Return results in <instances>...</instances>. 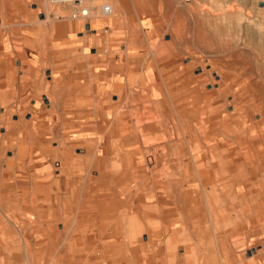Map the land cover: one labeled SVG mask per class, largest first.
Wrapping results in <instances>:
<instances>
[{"label":"crops","instance_id":"0c3cea01","mask_svg":"<svg viewBox=\"0 0 264 264\" xmlns=\"http://www.w3.org/2000/svg\"><path fill=\"white\" fill-rule=\"evenodd\" d=\"M0 1V104L2 102L5 103V107H0V147L4 149L9 148L10 138L14 133L11 128L12 123L9 121V117L13 112L18 110L17 107H23L27 115L26 119H22V121L24 122V127L28 130L22 140L26 141V138H31L29 142L32 143V151L29 154L32 156L33 166L36 167H34L32 172V178L35 183L34 188L40 189L41 186L43 187L53 182L63 183L67 186L72 185L76 188L75 192L78 196V200H81L76 209L68 208V201L66 202L68 209L66 208L65 214H60L54 209V213L49 216L51 221L50 228L44 231V235L49 238L51 249L57 246L60 237H66L67 240L69 239L71 242H69L68 245L72 248L66 249L69 250L64 256L67 263H64L59 258V252H61V250L56 254V257L51 258L47 264H126L128 261H121L119 258H114L113 262H109V259L114 257L113 252H121L122 249L131 251L129 256L131 260H129L128 264H201L202 260L204 263L207 262L205 261L206 258L210 259V264H264L262 258L254 259V256L246 258L241 252L237 251L236 248L234 251V249L224 246L223 244H212L214 239H212L211 236L207 237L204 246L196 245V248L192 249V247L188 245L189 249H186L185 241L183 240L184 236H189L195 242L198 241V236L197 233L195 235L183 234L182 229L178 240L183 243V249L179 250L177 258L175 257L171 241L178 235L166 233L174 229L160 232V234L166 233L162 236H159L160 234L154 236L156 244L158 245L156 246V252L152 254L148 232L146 233V231H143L144 229L141 230V235L139 236L141 239L138 241V234H134V232L132 234V231H136L135 229L138 227L136 222L133 220L128 221L136 224L134 229H132L133 227H127L131 233L129 230L125 232V230L120 229L125 225V220H123L124 223L118 222L119 227L114 225L115 218L110 216V207H108V203L106 202L113 200L115 204L118 203L119 205L122 203L120 201L121 199L109 195L105 196V193H101L98 198L97 193L99 189L112 190L109 187L114 186L118 182H121L124 188H127V192L130 190L132 191V194L126 200L135 201L138 203V206H149L148 204H142V201H136V198L140 195L143 194V197L146 195L149 196V198L155 199L158 194H161L165 200L160 201H164L171 210V213L167 215L166 218L173 220L172 225L177 229L178 226L173 224V222H175L173 216L179 215V217H181L180 211L184 209L182 200H184L185 194H195L199 196L190 206L193 216L199 219L200 215L199 213H194L196 209L193 210V207L200 202L206 201L209 213L210 210L213 209V206L217 211V204L212 203L210 200L223 190L226 191L227 194L223 199V205L221 206L222 211L215 217V226L222 232L220 236H228V234H230L231 238H238L246 235V237H250V240L264 239V230L262 228V224L264 223V200L261 201L263 206L260 204L259 200H243V195H241L240 200H225L229 197L230 193L237 190L238 184L242 182L249 183L256 179V168L254 165L246 166L245 161L241 157L238 156V159H235L234 155L231 154L230 151H227V144L222 143V140L215 133L214 125L211 123V116H199L202 120L197 124L196 139L191 144L193 152L188 149L189 146L187 143H184V145L181 143L184 139V127L181 126V121L184 123V120L177 119L176 117L167 120L165 140H167L169 134L171 135L169 127H172V130L178 134L176 140L181 144L176 146L168 145L165 146V148L169 149L171 152L180 149V151L185 152L186 157L172 161L168 165L170 169H167L168 171H165L167 173L161 175L159 179L154 180V176L152 175L159 165L164 167L162 163L163 156L156 165L153 159L152 161H149V159L146 160L148 152L146 154L142 153L139 160H134L133 158V160H129L125 165L120 163L121 155H124V153L139 147L146 150L145 146L139 143L141 142L142 136L140 131L143 130L144 132H148L150 130V127L145 124L150 123L148 120L152 119V116L155 126L162 122L157 108L161 107L167 119L164 108L165 104L168 103L167 100L170 94L166 80H168L169 76L176 73V71L171 68L170 73L167 71L168 75H159L157 69L160 67V61H163L162 64L166 67L169 66L168 63L171 59L164 63L165 59L163 60L156 55H152L137 72H133L129 69L120 70L123 60H128L131 54L133 55V46L127 40L122 44L123 47L121 44L111 45L114 46V48H118L115 46H120V50L119 48L116 49L117 52L106 53L103 51V53H100V48H98L97 52L91 55L89 47L97 36H90L87 32H85L82 37L78 36L77 32L79 30H77L75 22L68 28L67 26L61 28L62 23L60 24L58 21L53 24L48 23L46 21L47 18L45 19L44 8L39 4L40 2L38 0V7L30 11L26 10L28 2H30L29 0ZM20 1H23L24 5H16V3ZM26 12L32 13V16L25 20ZM14 15H18L17 20H13ZM138 18L141 19L142 17ZM97 19L98 21L95 23L91 21V28L97 27V29H100L105 25L106 21H108V19ZM118 19L114 18L112 21L118 23ZM148 19L150 20L152 17ZM37 21L39 23H37ZM64 23V25L69 24L68 21ZM86 27L90 28V25L87 24ZM141 27L144 32L142 21ZM79 28H82V25H80ZM81 30H83V28ZM88 37L89 41L86 46L88 53L85 57H81V52H83L82 45H84ZM126 44L130 47L129 49L124 48ZM107 47H105V49ZM75 49L77 51H75ZM172 60L174 61V58H172ZM52 61H60L61 64L71 63L72 68H68L67 71L72 74L84 70L83 73H85V78L82 81L86 83H84L82 89L73 91L71 83L73 79H71V77H64L60 80L51 82L54 73L52 72ZM80 62L82 63V68L75 67V65ZM47 67L49 68V74H46ZM160 69L161 68H159V70ZM147 74L148 77L152 74L153 78L155 77L161 82L160 86H156V90L159 93L161 92L165 98L163 99L164 103L160 100V106H157V108L152 106L149 100L148 94L150 91H148ZM43 76L45 77L44 82ZM116 78L117 81L115 82L121 84L119 85L120 88L114 87V89L110 91V88L107 86L112 82L108 81L109 79ZM149 80L152 82L151 78H149ZM46 81L51 83V85H45ZM97 84H100V87L103 89L99 90ZM184 88V84L178 85L177 91L180 90L181 92ZM119 89H122L125 101L128 100L130 115H133H131V121H127L128 117L126 116L123 119L119 118L117 124L116 120L119 116L116 113H110L107 111V108H109L108 104L110 102L118 101L117 92H119ZM181 93H183V91ZM114 95L116 98H114ZM181 97L180 99H182ZM58 99H60V101ZM132 104L135 105L132 106ZM169 109L173 110V107L168 106L166 108V110ZM181 110H184L183 104L181 105ZM100 113L102 114L101 117L97 118ZM20 118L23 117L20 115L15 116V121H17V119L20 120ZM205 118H207L206 123L202 122ZM175 119L177 122L174 121ZM171 120L174 121V125H170ZM205 124L210 127V130L205 128ZM262 124H264V120ZM142 125H145V127H142ZM199 129H202L203 133H206H204L205 136H200L201 133ZM94 133H97L98 136H94ZM159 133L160 131L154 130L153 133L146 134V136L149 140L154 136L156 137ZM206 139L209 141H206ZM165 140H162V142ZM11 142V146L16 149L17 143L14 141ZM78 145L84 148H81L79 153L78 150L77 153H75V149H79ZM225 146L226 148L223 149ZM161 147L163 148L164 155L165 149L162 145ZM218 149H221V151H217ZM24 150L23 148V151ZM90 151L97 152V161L94 162L92 158L89 157L93 154L91 153L90 155ZM191 153L194 154L196 162L202 167L201 172L197 171L195 164L191 161ZM14 155H17V152H15ZM14 155H12L11 158H13ZM71 160H73V163H71ZM57 162L59 166L56 165ZM176 164L179 166L177 165V168L174 169L173 166L176 167ZM218 164H220L221 167L224 166V169L218 168ZM102 166H105V170L99 171ZM233 167L236 169L234 170ZM42 168L45 171L44 174H40ZM129 171L137 172V174L145 173L146 178L142 179L139 177V179L136 180L137 176L132 175ZM189 171L193 172L194 178L202 185V194L201 191L197 190V186L194 183L195 181L192 185H190L189 181H185V174ZM99 172H111L107 183L110 184V186H106V184L105 186H101V183L103 184L104 182L98 181V183L96 182L97 184L92 187L86 182L91 179H89V177L94 178ZM170 172H174L172 176L181 181V186L184 190H188L179 195L180 205L178 202H175L174 204H176V207H173L174 205L172 206V203L167 201L171 194L162 191L169 179L166 175ZM213 173L221 175L222 180H224V188L218 191L216 185H207L210 190H213L208 194L204 184L211 183L209 181L212 180ZM200 174L201 176H199ZM163 176H165V178H163V184L162 186H158L157 182H159ZM228 177H230V180L227 183ZM138 190L139 192L137 193ZM93 191V197L96 196V198L88 199L87 195H92ZM113 192L112 190V194ZM106 193L109 194L110 192ZM152 194L155 197L152 196ZM206 196L209 200H200L201 197L205 199ZM32 200H40V198H36L35 195H33ZM66 200L70 199L68 198ZM90 200H96L98 207H90L92 206ZM154 204L157 205V203H152L150 205ZM243 213L246 214L244 215ZM236 214L238 215L237 218L235 217ZM39 220H41V218H39ZM81 220H88V229H75V222ZM233 220L238 221V223L244 227L238 228ZM127 223L126 225L128 226ZM146 223H139V226H147ZM181 226L182 221L179 227ZM234 227L238 230L234 229ZM38 231L41 232V230ZM223 232L226 233L223 234ZM217 234L218 233H216L215 237ZM50 235L53 237L52 244ZM134 236L136 241L130 239ZM147 236L149 237L147 238ZM124 237H127V239L124 240ZM130 241H132L133 247L127 245V242ZM123 243L126 244V247ZM79 244L92 245V247L96 246L90 251H85L84 249L78 248ZM137 245H139L138 249ZM149 249L151 251V260L148 259L147 252H149ZM108 250H110L109 254L106 252ZM153 255H155V257Z\"/></svg>","mask_w":264,"mask_h":264},{"label":"rangeland","instance_id":"374dc122","mask_svg":"<svg viewBox=\"0 0 264 264\" xmlns=\"http://www.w3.org/2000/svg\"><path fill=\"white\" fill-rule=\"evenodd\" d=\"M29 1L26 10L30 11L37 8L39 1V4L44 8L45 19L47 18L46 21L48 23L53 24L58 21L63 24H61V28L63 26L68 28L75 22L76 28L79 30L77 32L78 36L82 37L85 32L90 34V36H97L89 47L91 55H94L98 48H100V53H103V51L106 53L115 52L118 48L120 50V46H115L118 48H114L111 45H122L127 40L133 46V55L131 54L128 60H123L120 70L129 69L137 72L152 55L165 59L164 63L171 59L168 63L169 66L166 67L162 64L163 61H160L159 68L161 69H157L159 75H168L167 71L170 73L171 68L176 71L166 80L171 97L168 98V103L165 104L164 110L167 119L163 113L166 120L163 122V127L166 128L167 120L173 117L184 120V123L181 121V126L184 127V139L181 143L182 145L187 143L188 149L193 152L191 144L196 139L197 124L202 120L199 116H211V123L214 125L215 133L222 140V143L227 144V151H230L235 159H238V156L241 157L245 161L246 166L254 165L256 168V179L249 183L242 182L238 184L237 190L230 193L225 200H240L241 195H243V200H259L263 206L261 201L264 200V124H262L264 120V0H237L236 2L239 3L241 1L240 5H237L235 0H108L113 7L111 14L102 13L104 2L101 0H87L93 6L91 14L86 17L87 19H74L75 21H71L75 16L69 6L54 4L51 0ZM17 4H23V1ZM31 14L26 12L24 19L26 20L32 16ZM17 17L18 15H14L13 20H17ZM150 17L152 19L149 20L148 18ZM97 18L108 19V21L100 29H97V27L91 28V21L95 23L98 21ZM114 18H119L118 23L112 21ZM66 21H69L68 25H64ZM141 21L144 25V32L141 27ZM37 23L39 22L37 21ZM87 24L90 25V28L86 27ZM80 25H82L83 30L79 28ZM88 41L89 37L82 45L83 52H81V57H85L88 53L86 50ZM105 47L107 48L105 49ZM124 48L129 49L130 47L126 44ZM75 51L77 50L75 49ZM172 58H174V61ZM188 64L190 67H188ZM46 74H49L48 67L46 68ZM149 78L161 85L160 80L153 78L152 74L147 77V84L151 82ZM115 81H117V78L109 79L108 82ZM118 84L121 85L119 82ZM183 84L185 88L182 90L183 93H181L182 91H177V88L178 85ZM148 96H150V93ZM114 98H116L115 95ZM122 99H124L123 94ZM182 104L184 105V110H181ZM168 106L173 107V110H166ZM0 107H5V103L2 102ZM17 109L9 117V121L12 123L11 128L14 132L10 138L9 148H5V150L0 147V264H47L61 250L59 258L64 263H67L64 256L69 251L66 249L72 248L68 245L71 241L67 240L66 237H60L57 246L51 249L49 238L44 235V231L50 228L51 221L49 216L54 213V209L60 214H65L66 202L69 201L68 208L76 209L81 200H78L75 192L76 188L72 185L67 186L63 183L53 182L43 187L41 186L40 189L34 188L35 183L32 178V172L35 166H33L32 156L29 154L32 151V143L29 142L31 138L28 135L29 138H26V141L22 140L28 130L24 127V122L22 121V119H26L27 114H25L23 107H17ZM19 115L23 118L15 121V116ZM101 115L100 113L97 118L101 117ZM174 121L177 122L176 119ZM174 121L171 120L170 125H174ZM202 122L206 123L207 118ZM206 125L205 128L209 129L210 127ZM169 128L171 135H168L167 140H165L166 137H162V130L159 129L157 131H160V133L156 137L150 138L146 143L142 142L146 150H149L146 160L152 161L154 152L157 155V160L153 159L156 165L163 156L162 163L164 167L159 165L156 168L152 175L154 180L167 173L165 171L170 169L168 165L172 161L186 157L185 152L180 151V149L171 152L165 148L168 145L176 146L181 144L176 140L177 132H174L172 127ZM199 132L201 137L205 136V132L203 133L202 129H199ZM94 136H98V134L94 133ZM162 140L165 141L162 142ZM11 141L17 143L16 149L11 146ZM206 141L209 140L206 139ZM161 145L165 149L164 155ZM78 146L79 149H75V153H77V150L79 153L80 149L84 148L80 145ZM23 148L25 149L24 151ZM225 148L226 146L223 147V149ZM143 150L146 151L145 149ZM217 151H221V149ZM15 152H17V155H14ZM91 153L93 151L89 152V154ZM12 155H14L13 158H11ZM191 161L195 164L197 171L201 172L202 167L196 162V157H194L193 153H191ZM56 165L59 166V163L57 162ZM177 165L176 167L173 166L174 169L177 168ZM217 167L224 169V166L221 167L220 164ZM233 169L235 170L236 168L233 167ZM102 170H105V168ZM44 173L45 171L42 168L40 174ZM130 173L137 176L136 180L139 177L142 179L146 178L145 173ZM106 174L107 172H99L90 185L94 187L98 181H103L104 183H101V186H105V184L110 186V184H107L108 181L103 178ZM172 175H174V172L166 175L169 179L162 191L171 194L167 201L171 202L172 206L174 205L173 207H176L175 202L180 205L179 195L188 190H184L181 186V181L175 179ZM163 178L165 176L157 182L158 186H162ZM229 180L230 177L227 178L226 182L228 183ZM185 181H189L190 185L195 181L197 190L201 191L202 194V185L194 178L192 171L186 172ZM209 182L211 183L204 184L208 194L213 190H210L207 185H216L218 191L224 188V180H222L220 174L213 173L212 180ZM109 188L114 191L113 194L112 190L104 189H99L98 193H96L98 198L101 193H105V196L109 195L121 199L122 203L119 205L118 203L115 204L113 200L106 202L108 207H110V216L115 218L114 225L119 227L118 222H123L124 219L125 225L123 229L122 227L120 229L128 232L126 223L130 220L136 222L138 227L133 232L138 234L137 241L141 239L139 236L143 229L147 233L151 227L154 228L160 225L155 235L164 232L162 231L164 228L161 225L167 219L166 216L171 213V210L164 201H160L165 200L161 194H158L157 197L152 194L155 199L149 198L145 194L144 197L143 194L137 197L136 201H142V204L149 205L146 207L138 206L135 201L123 200L128 199L132 194L131 190L127 194V188H124L123 184L121 186H116L115 184ZM106 192L110 193L107 194ZM93 193L94 191L92 195H87V198H96V196L93 197ZM226 194V191L221 190L210 200L212 203L217 204L218 212L213 206L209 213L206 201L195 205L193 210L196 209L194 213H199V219L193 216L190 209V206L199 196L185 194L184 200H182L184 209L180 211L182 219L179 215H174L175 222L173 224L178 227L177 229L174 227L173 231L166 232L167 234L178 235L171 241L176 258L179 255V250L183 249V243L178 240L181 235V227L179 226L186 217L201 221V226L194 233L188 230L190 226H187L186 229L182 228L183 234L195 235L197 233L198 236V241L195 242L189 236L183 235L186 249H189L188 245L192 249H195L196 245L204 246L209 236L214 239L212 244H223L222 239L226 235L220 236L222 232L218 230V227L212 230V227L205 225V223H209L210 215L214 217L222 211L221 206ZM33 195L36 198L39 197L40 200H32ZM68 198L70 200H66ZM200 200H209V198L207 196L205 199L201 197ZM90 203H92L90 207H98L96 200H90ZM152 203H157V205H150ZM235 217L237 218L238 215L236 214ZM167 220L173 221L171 219ZM87 221L81 220L75 222V224H81L80 229L84 230L89 228V222ZM233 221L238 228L244 227L238 221ZM143 222L147 226H139V223L143 224ZM262 228L264 230V223ZM234 229L237 228L234 227ZM38 230H41V232ZM166 233H161L159 236ZM216 233L218 234L215 237ZM227 237L228 241H234L239 245L236 249L244 257L254 256V259L262 258L264 261V252L259 257V251L264 246V239L250 240V237H246V235L231 238L230 234ZM52 238L50 235L51 244ZM123 239L126 240L127 237ZM130 239L136 241L135 236ZM127 245L133 247L132 241L127 242ZM157 245L155 241L154 246L151 248L152 254L156 252ZM95 246L79 244L78 248L90 251ZM137 246L138 249L139 245ZM256 248L259 249L257 250ZM106 252L109 254L110 250ZM113 253L114 257L107 258L109 262H113L114 258H119L121 261L126 262L131 260L129 257L131 251L128 249ZM147 253L148 259L151 260L150 249ZM153 256L155 257V255ZM215 256L218 257L217 255ZM205 261L207 262L204 263L202 260L201 264H210L209 258H206Z\"/></svg>","mask_w":264,"mask_h":264},{"label":"bare ground","instance_id":"6f19581e","mask_svg":"<svg viewBox=\"0 0 264 264\" xmlns=\"http://www.w3.org/2000/svg\"><path fill=\"white\" fill-rule=\"evenodd\" d=\"M237 0H235V2H236ZM89 3H91V2H88L87 0H83V5H85V7H87L88 9H89V14L88 15H83L80 11H78V10H76L75 9V7L74 6H72V5H66V6H69V7H71V10L73 11L72 13L74 14V16H75V18H72L71 19V21H75L76 19H87L86 17H89V15L91 14V11H92V4H89ZM237 3V5L239 4L240 5V3H241V1H240V3L239 2H236ZM83 15V16H82ZM64 17H66V16H64ZM66 19V18H65ZM75 19V20H74ZM51 20V19H50ZM67 20V19H66ZM70 20V19H69ZM69 22V21H68ZM52 64H53V67H52V72H54L53 73V76H52V81L51 82H54V81H56V80H60L61 78H67V77H71V79H73L72 80V89H73V91H79V90H81L82 89V87L84 86V83H86V82H84V81H82V80H84V78H85V73H83L84 72V70H81V71H78L76 74H72V73H70V72H68L67 71V69L68 68H70L71 67V63H69V64H61V62L60 61H52L51 62ZM65 63V62H64ZM82 66V63L80 62V63H77L76 65H75V67H77V68H82L81 67ZM188 67H190V65L188 64ZM72 68V67H71ZM74 68V67H73ZM50 77V76H49ZM147 77H148V74H147ZM41 79H42V77H41ZM49 79V78H48ZM44 80H45V77L43 76V82H44ZM69 81V80H68ZM64 82V81H63ZM51 85V83H49V82H45V85ZM147 85H149V88H148V90H150V96H149V100L151 101V104H152V106H155L156 108H157V106H160L159 104H160V100L163 102V99L165 98V96L160 92H158L157 90H156V86L158 85V86H160V84H157L156 83V81H152V82H150L149 84H147ZM107 87H109L110 88V91H112L113 89H114V87L115 88H117V87H119L120 88V86H119V84H118V82L116 83V82H112V83H110ZM49 88V87H48ZM97 88L100 90V89H103L102 87H100V84H97ZM117 91V90H116ZM100 92V91H99ZM115 92V91H114ZM72 93V92H71ZM117 96H118V101H116V102H110L109 104H108V107L109 108H107V111H109L110 113L112 112V113H116L119 117H118V119L116 120L117 121V124H118V120H119V118L121 119H123L124 117H128V120L127 121H131L132 120V118H131V115H133V114H131L130 115V108H129V106H128V101H125V99H122V89H119V92H117ZM111 95H112V92H111ZM171 97V96H170ZM193 97V96H192ZM81 98V97H80ZM59 101H60V99H58ZM52 101H54V100H52ZM88 101V100H87ZM49 102V101H48ZM162 102H161V105H162ZM192 102V101H191ZM164 103V102H163ZM144 104V103H143ZM133 105H135V104H132V106ZM125 106H127V107H125ZM63 107V106H62ZM64 108V107H63ZM158 109V111H159V116H160V119H162V122H160L158 125H156L155 126V124L153 123V116H152V119H150V120H148V121H150V123L149 124H145V125H147L148 127H150V130L148 131V132H144L143 130H141L140 131V134L142 135L141 136V142H139L140 143V145H142V142L143 143H146L147 141H148V137L146 136V134H149V133H153L154 132V130H159V129H161L162 130V137H166L165 136V130H166V128H164L163 127V122H165L166 120H165V117H164V115H163V111L161 110V107L160 108H157ZM61 110V109H60ZM81 110V109H80ZM63 111V110H62ZM63 113H65V112H63ZM66 113H68V112H66ZM141 116V115H140ZM137 118V117H136ZM134 120V119H133ZM145 125H142V127H145ZM107 129V128H106ZM141 129V128H140ZM137 131V130H136ZM134 133V132H133ZM128 135V134H127ZM160 136V135H159ZM150 140V139H149ZM155 140V139H154ZM136 146V145H135ZM134 148V147H133ZM132 149V148H131ZM149 150H146V151H144L143 149H142V147H139V148H136V149H132L131 151H128V152H126V153H124V155H121V160H120V163L121 164H123V165H125V163H128L129 162V160H133V158H134V160L135 159H140L141 157V154L142 153H144V154H146L147 152H148ZM154 151V150H153ZM152 151V152H153ZM91 155V154H90ZM89 157H91L92 158V160L95 162V161H97V152H93V154L91 155V156H89ZM131 157V158H130ZM68 158V157H67ZM153 159H155V160H157V155H155V153L153 152ZM71 163H73V160H71ZM103 168H105V166H102L100 169L101 170H99V171H102V169ZM122 168V167H121ZM128 168V167H127ZM69 172V171H68ZM67 172V173H68ZM69 174V173H68ZM99 174V173H98ZM110 175H111V172L110 173H107L106 174V176H103V178L105 179V181H108L109 180V178H110ZM91 178V179H90ZM111 178H112V176H111ZM89 181H86V182H88L89 184H91L92 183V181H94L93 179H95V177L94 178H92V177H89ZM121 186L122 185V183L121 182H118V183H116V186ZM130 193V191L129 192H127V194H129ZM129 198V197H128ZM126 200V199H125ZM157 209V208H156ZM130 210V209H129ZM128 210V211H129ZM215 217L216 216H214V217H212L211 215H210V217H209V223H205V225H208V226H211L212 228V230L213 229H216V227L217 226H215ZM122 218V217H121ZM124 220V219H123ZM225 221V220H224ZM134 222H128L127 224H128V226L127 227H130V228H132V229H134V226H135V224H133ZM133 224V225H132ZM80 226H81V224H75L74 225V227H75V229H80ZM123 226V225H122ZM160 225H158V227H159ZM187 226H190V229H188V230H190L192 233H194V232H196V230L201 226V221L199 222L198 220H195V219H192L191 217H186V218H184V220L182 221V226H181V229L182 228H187ZM197 226V227H196ZM158 227L156 226V227H151V229H149L148 230V234H149V236H150V246H151V248L154 246V243H155V233L157 232V229H158ZM161 227L162 228H164V230L162 229V231H164V232H166L167 230H169V229H173L175 226H173L172 225V222L171 221H168L167 219H165V221H163V223H162V225H161ZM126 228V227H125ZM122 229H123V227H122ZM129 230V229H128ZM125 231H127V230H125ZM130 231V230H129ZM185 231V230H184ZM211 231V230H210ZM75 232V231H74ZM133 232V231H132ZM125 233V232H124ZM131 233V232H130ZM130 233H128V234H130ZM215 234V233H214ZM223 245L224 246H228L229 248H232V249H234V251H235V248L236 247H238L239 245L238 244H236L234 241H228L229 239H228V237L226 236V237H223ZM231 240V239H230ZM236 241V240H235ZM118 243V242H117ZM241 243V242H240ZM242 244V243H241ZM240 244V245H241ZM141 245V244H140ZM186 247V246H185ZM246 248V247H245ZM224 249V248H223ZM257 249V248H256ZM259 249V248H258ZM257 249V250H258ZM225 250V249H224ZM229 251V250H228ZM264 252V246H263V248L259 251V257L261 256L260 254H262Z\"/></svg>","mask_w":264,"mask_h":264},{"label":"built area","instance_id":"2783aa9c","mask_svg":"<svg viewBox=\"0 0 264 264\" xmlns=\"http://www.w3.org/2000/svg\"><path fill=\"white\" fill-rule=\"evenodd\" d=\"M52 3L58 5H72L76 10L80 11L83 15L89 14V9L83 5V0H51ZM103 3L102 13L111 14L113 12V7L108 0H101Z\"/></svg>","mask_w":264,"mask_h":264}]
</instances>
